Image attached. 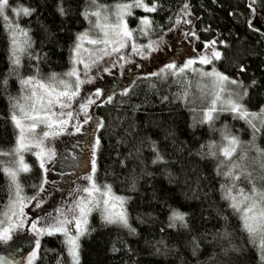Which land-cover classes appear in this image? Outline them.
<instances>
[{
    "label": "trees",
    "instance_id": "16d2710c",
    "mask_svg": "<svg viewBox=\"0 0 264 264\" xmlns=\"http://www.w3.org/2000/svg\"><path fill=\"white\" fill-rule=\"evenodd\" d=\"M128 1L132 0H8L10 6L31 11L19 21L31 41L27 49L31 58L21 53L19 66L12 63L11 26L6 15H0L2 151L12 152L16 144L11 115L23 91L20 80L65 73L78 34L90 27L84 13L97 5ZM146 3L148 7L155 4L156 11L137 8L129 16L138 40L161 36L191 11L199 31L196 49L207 51L204 45L215 40L216 50L222 53L221 59L214 60L216 67L243 82V87L234 85L237 93L247 88V95L240 98L243 105L252 111L264 108V0ZM255 15L263 25L250 28L248 22ZM144 17L151 21L147 34L141 32ZM125 89L127 94L122 95ZM125 89L112 94L111 103L103 99L95 107L94 144L98 139L99 145L91 158L97 182L110 185L125 198L130 228L105 223L100 211L94 210L79 240L80 264H263L259 243L252 242L225 197L229 188L232 192L239 187L250 190L253 184L264 188V156L257 152L264 150V125L254 134L244 119L228 110L217 111L211 121L200 120L197 115L205 107L201 96L193 94L187 77L168 72L140 75ZM101 121L103 127L98 126ZM229 136L238 137L241 145L225 164L222 149ZM242 152L247 156L240 159ZM157 153L163 161L154 164ZM27 160L30 170L21 172L19 179L24 194L34 196L42 187L44 171L35 156L27 154ZM232 162L239 167L232 168ZM249 174L250 179H245ZM12 195L0 154V215ZM173 211L185 214L186 227L180 222L169 227ZM63 241L62 234L43 235L33 264H70Z\"/></svg>",
    "mask_w": 264,
    "mask_h": 264
},
{
    "label": "rangeland",
    "instance_id": "374dc122",
    "mask_svg": "<svg viewBox=\"0 0 264 264\" xmlns=\"http://www.w3.org/2000/svg\"><path fill=\"white\" fill-rule=\"evenodd\" d=\"M143 3L146 5V0H143ZM124 4L131 5L133 4V0L123 3H114L112 5H100L102 6V8L99 9L102 13L101 18H97L91 15L86 16L90 23V27L82 31L81 33L87 32L89 36L94 39L102 37V32L99 29L94 28L93 24L97 22L101 24L105 23L102 18L104 15L108 16L107 23H116V6ZM22 8L23 7H19L18 5L10 6L8 2V7H6L3 11V13L8 18V25L10 24L11 26L12 36H15L19 40L24 39V36L21 35L20 31H18V29L21 30L19 21L22 16V14L20 13V9ZM135 9H137V7L131 8V14H133V11ZM97 10L98 9L96 6L93 9L89 10L88 13L90 14ZM185 14V16L178 18L176 24L170 30L166 31L159 37L150 38L146 41H141L137 39V31L131 26L129 21L130 15L126 14L124 16V20L127 23L128 29L132 31V37L130 40L125 41L126 46L121 48L119 52L111 53L112 45H109L108 50L111 54L105 56L102 60H99L98 62L93 64L92 61L95 59V55H90V52H85L83 50L81 51L80 58H83L86 63H89L91 65V67L90 70L86 72L83 64H75V67L80 73V78L85 81V83L80 86L79 95L70 102L71 106L69 108L61 109L57 105L52 109V111L56 112L57 114H59V112H64L66 114L68 111H71L73 113L72 119L63 128H60L58 125H54L53 129H51V131L57 132L58 135L44 138L43 132L50 130L47 128L46 125H40L36 129V132L29 137L31 140V146L28 150H23L19 154H13V151L7 152L2 151L0 149V154L3 156L5 170L18 168V161L20 156H23V162L30 166L27 160V154L35 156L37 161L40 163L41 158L38 157L36 153L40 152L41 148L44 152V178L42 187L39 189L36 195L27 196L24 194L19 179L21 172L18 173L17 182L19 183L21 188L20 195L24 198L23 215L19 214L18 207L16 209L17 215L12 216L11 220H9L8 217L4 215V213L8 211V207L6 211L0 215V236L3 235L4 229H8V238L0 239V253L6 252L9 249L18 246V248L24 249L27 252L25 255H22L17 259V263L33 264L34 259L32 258V253L34 251L36 253L38 252V248L36 247V241H40L42 236L45 234H38L32 228V224L35 223L37 229L48 227L54 222V217H60V212L58 210L67 212L68 208L73 207L75 203L80 200L81 196H86L87 193H83L80 190L84 187H89L91 185V181L85 179V177L89 175H92L95 183L100 186L101 189H103L105 185H101L97 182L95 178V173H93L92 170V163L94 159L92 160L91 155L96 150V143H91L90 145H87V149H84L86 144H84V146L82 145V151L79 153V157H76L75 155L70 153L62 152V143L64 142L66 144L65 149L68 150L72 146L71 144L77 141L73 140V138H82L83 136H89V133H91V131L93 130V124L96 123V121H91L93 110L96 104L100 100L106 99L108 96H111L115 92L124 90L127 86L126 84H129V82H131L133 79L137 78L140 75H151L152 73H159L160 70L162 68H165V66L168 64H174L176 65V69H179L182 68L189 60L196 61V63H194L191 68L186 69L184 73L175 76H177L178 78L187 77L189 79V82L192 83V85L194 86L193 94L195 95L197 93L198 96H201L200 99L202 100V102H204L205 105V107L200 110L197 116L200 120L209 121L206 118V114L208 110L213 107L212 101L213 99H215V93L219 91L221 86L218 84H214L213 77L202 76L201 73L212 72L213 70H215L216 72L221 73L224 76H229L221 72L216 67L214 60H212V62L209 64L199 63V58L201 56L209 55V49H207V51H196V48H194L192 49V51L190 50V52L186 54L190 47L189 44H180L178 49H183L184 53L179 51L178 55H174L175 48L174 45L171 44L172 42H174L172 35L177 34L178 30L185 31V28H188L191 21L193 20L191 11L188 10ZM251 22L256 28L261 27V25H263L262 21L259 19V17H257V15L252 17ZM146 31H148V29ZM109 33V39H116V37L111 34L110 30ZM76 42L77 38L75 43ZM152 42H155L153 43L152 48H147L146 46ZM101 47H103V45H91L87 43V41H84L83 43V48L89 49L93 53H97L98 49ZM73 48L71 52V65L65 73L70 71L74 66ZM135 49H139V51ZM182 54H184V57H181ZM104 69H109V71H104ZM194 69L196 71H194ZM172 71L175 72L176 70L174 69ZM65 73L58 74V78L69 79L64 76ZM49 77L42 78L38 76L37 79L46 81ZM70 79H72L73 81L75 80L74 77ZM89 80H91L90 83L88 82ZM223 88L224 91L220 92V99H218L215 104L217 110L212 113V116H214L217 111L228 108V105L226 103L228 99L236 100L238 103L243 105L241 99L238 96H229V92L237 93L233 84L225 83L223 85ZM97 89L101 90L102 95L100 97H96L95 95ZM26 94L27 93L25 91H22L20 98L25 96ZM89 98L95 100L96 103L89 106L86 116L85 113L80 110L79 105L81 103L87 102ZM247 110L249 112H259L252 111L249 109ZM193 111L195 112V110ZM17 114L19 115V113ZM88 117H91V119H88ZM64 118H67L66 115ZM86 119L87 123H85ZM254 123H256L257 128H259L261 123L259 121H254ZM77 127H79L80 129L79 131L76 130ZM16 133L18 139L19 132L17 128ZM232 137L238 139V137L236 136H229L223 148L228 146V141ZM39 140H43V144L40 148L35 147L36 142ZM238 141L240 142L238 147H240L241 141L239 139ZM16 145L17 140L15 147ZM60 152H62V154ZM258 153V155H260V152ZM242 155H244L242 156L244 158L245 156H247V152H242ZM73 164H76V167L80 166V169H78L79 172L76 170V168H74ZM12 188L13 195L11 198V202L15 199V188L14 186H12ZM256 188L258 191H264V188L262 187ZM239 189H243L245 193H248L250 191L244 189L243 187H239L238 189L233 190L234 192H232V195H238ZM111 192L115 196L123 197L117 194L112 188ZM97 196L99 197V194H97ZM125 203L126 201L124 198L123 210H125ZM37 205H39V207H37ZM115 210L119 211L120 208L117 207V209ZM9 215L11 214L9 213ZM90 216L91 214L88 216V223ZM88 223L85 226L86 229ZM30 247L31 249L28 251ZM260 254L261 260L264 264V253H262L261 251Z\"/></svg>",
    "mask_w": 264,
    "mask_h": 264
},
{
    "label": "snow or ice",
    "instance_id": "6c2138e0",
    "mask_svg": "<svg viewBox=\"0 0 264 264\" xmlns=\"http://www.w3.org/2000/svg\"><path fill=\"white\" fill-rule=\"evenodd\" d=\"M91 2L95 3V0H91ZM6 7H8V0H0V15L3 14ZM132 7L144 8L147 12L156 11L155 4L148 7L143 3V0H133V4L131 5L124 4L116 6V23H107L108 16L104 15L102 18L105 23L101 24L97 22L93 24L94 28L99 29L102 32V37L94 39L91 38L87 32L79 34L77 42L73 48L74 66L70 71L64 74V76L69 79L58 78V74L53 73L46 81L37 79L35 76L20 80L22 90L27 94L19 100H16L12 105L14 111L11 115V120L19 132L17 145L13 149V154H19L21 151L28 150L30 148L31 140L29 137L36 132V129L40 125H46L50 130L43 132V137L47 138L49 136L58 135L57 132L51 131L54 125H58L60 128H63L72 119L73 113L71 111H68L66 114L64 112H59V114H57L52 111V109L57 105L61 109L69 108L71 106L70 102L79 95L80 86L85 83V81L80 78V73L75 67V64H83L86 72L90 70L91 67V65L86 63L83 58H80L81 51L83 50L85 52H90V55H95V59L92 61V63L95 64L99 60H102L105 56H108L111 53L119 52L121 48L125 47V41L131 39L132 31L128 29L124 16L126 14H131ZM249 7L252 8V5L250 4ZM101 8L102 6L97 5V11L90 14L85 12L84 15L101 18L102 13L101 10H99ZM185 9H187V5H185ZM252 10L255 11V9ZM60 11L63 12V9H60ZM20 13L24 16L31 15V11L26 8L20 9ZM140 23L142 25L141 32L143 34H147L146 30L151 27V21L147 17H144L141 19ZM248 26L253 28L251 21L248 22ZM109 30L111 31V34L116 37V39H109ZM254 30L259 31V29ZM18 31H20L21 35H23L25 39L19 40L15 36L12 38V63L16 66H19L20 64V54L27 53V49L31 47V41L27 37V33L19 29ZM193 35L195 34L193 33ZM84 41H87V43L91 45H103V47L99 48L97 53H93L91 50L83 48ZM153 43L155 42L149 43L146 47L151 49ZM109 45H112L111 53L108 50ZM204 47L205 49H209L210 53L209 55L201 56L199 58V63L209 64L212 60H219L222 58V53L216 50L215 40L205 44ZM135 50L139 51V49ZM27 54L31 58V53ZM194 63H196V61L189 60L182 68L179 69H176V65L174 64H168L165 68H162L159 73H152L151 75L163 76L166 72L173 75L182 74L186 69L191 68ZM174 69L176 70L175 72L172 71ZM104 71H109V69H104ZM194 71L196 70L194 69ZM201 75L213 77L214 84L221 86L219 91L215 93V99L212 101L213 107H211L206 114L207 120L211 121L213 119L212 113L217 110L215 107L216 101L220 99V92L224 91L223 85L225 83H230L239 88L243 87V82L230 79L215 70L212 72H203ZM73 77L75 78L74 81L70 79ZM88 82L90 83L91 80ZM3 83L6 84L7 81L5 80ZM252 83L254 85L255 81ZM127 91L128 89H125L121 94L126 95ZM95 95L96 97H100L102 95L101 90L97 89ZM232 95H236L242 99L243 96L247 95V88L244 89L242 94L229 92V96ZM112 99V96H108L104 102L111 103ZM95 103V100L89 98L87 102L79 105L80 110L87 116L89 106ZM226 103L228 108L222 110L231 111L236 114L237 118L244 119L253 129L254 134L259 132L260 129L257 128L254 121H259L262 125H264V108H261L259 112H249L244 105L238 103L236 100L228 99ZM17 113H19V115ZM65 115L67 117L66 119L64 118ZM88 119H91V117H88ZM85 123H87V119L85 120ZM98 126L103 127V122H99ZM76 130L79 131V127H77ZM96 143L99 145L98 139ZM42 144L43 140H39L36 142L35 147L40 148ZM239 144L240 142L237 138L232 137L229 139L228 146L222 149V154L226 158V160L222 161V163L226 164L231 160V157L237 151ZM257 151L260 152L261 155H264V150L257 149ZM36 155L41 158L40 166L43 168V149L41 148V151L37 152ZM213 155H215V153H213ZM240 159H243V157H240ZM162 161L163 157L157 153L156 158L152 162L155 164ZM18 164L19 167L16 169L5 170L7 175L10 177L11 185L15 188V199L9 204L8 211L4 213L9 220H11L12 216L17 215V207L19 209V214L23 215L24 198L20 195L21 188L17 182V176L19 172H28L30 169L29 166L23 162V156H20ZM231 167L238 168L239 164L232 162ZM92 170L93 173H95L96 169L94 161ZM226 174L229 176L232 175L231 172ZM85 179L91 181V185L89 187H84L80 190L83 193H87L86 196H81L80 200L77 201L73 207L68 208L67 212L58 210L60 212V217H54V222L48 227L37 229L36 224H32V228L40 235L47 234L51 236L62 234L64 236L63 243L65 244L67 254L70 258V264H80L79 239L86 233L87 229L85 226L88 223V216L94 210L100 211L102 219L105 223L119 224L130 228L127 213L123 210L124 198L112 194L110 185H105L103 189H101V187L95 183L92 175L85 177ZM235 179H239V177L237 176ZM245 179H250V174L245 176ZM97 194H99V197ZM225 198L230 200V206L236 213L239 214L243 228L248 233L252 242H258L262 253H264V191H258L253 184L248 193H245L243 189H239L238 195L234 196L232 195V189L229 188ZM37 207H39V205H37ZM117 207L120 208L119 211L115 210ZM9 213L11 215H9ZM169 219L172 221V223L169 224V227H174L176 222H180L182 227L187 226L185 223V214L183 213L173 211ZM131 231L135 232V229H131ZM7 233L8 229H4V233L0 236V239H7ZM36 247H39V241H36ZM114 250L119 251V249ZM36 255L37 253L34 251L32 253V258L34 259Z\"/></svg>",
    "mask_w": 264,
    "mask_h": 264
},
{
    "label": "flooded vegetation",
    "instance_id": "af4514ba",
    "mask_svg": "<svg viewBox=\"0 0 264 264\" xmlns=\"http://www.w3.org/2000/svg\"><path fill=\"white\" fill-rule=\"evenodd\" d=\"M192 17H193V20L191 21L188 28H185V31L178 30L177 34L172 35L174 42H172L171 44H173L174 48H175L174 55H178L179 51L184 53L183 49H178L180 44H189V46H190L189 50L186 52V54H188L190 52V50L192 51V49L196 48V44L200 43V41H197V39H196V37L199 35V31L195 27V23L197 21V18H195L194 14H192ZM193 33L195 35H193ZM196 51H197V49H196ZM181 57H184V54H182ZM126 85H128V84H126ZM100 101H102V100H100ZM91 121L92 122L96 121V123H97V117L95 115V108L93 110ZM96 123L93 124V130L91 131V133H89V136H83L82 138H76V137L73 138V140H77V141L73 142L71 144L72 146L68 150L65 149L66 144L63 142L62 143V150H63L62 152L70 153V154L75 155L76 157H79V153L82 151V149H81L82 145L84 146V144H86L84 149H87V145H90L91 143L95 142L96 128H97ZM62 152H60V153L62 154ZM73 165H74V168H76V170L79 172L78 169H80V166L77 165L78 167H76L75 166L76 164H73Z\"/></svg>",
    "mask_w": 264,
    "mask_h": 264
},
{
    "label": "water",
    "instance_id": "95a60500",
    "mask_svg": "<svg viewBox=\"0 0 264 264\" xmlns=\"http://www.w3.org/2000/svg\"><path fill=\"white\" fill-rule=\"evenodd\" d=\"M252 3V0H249ZM31 247L28 249V251ZM26 250L20 249L16 246V248H12L6 252L0 253V264H18L17 259L22 255L26 254Z\"/></svg>",
    "mask_w": 264,
    "mask_h": 264
}]
</instances>
